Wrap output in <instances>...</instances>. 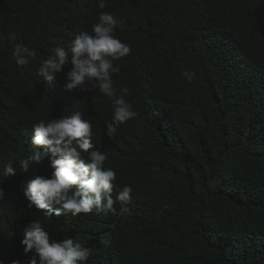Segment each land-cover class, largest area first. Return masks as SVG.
Listing matches in <instances>:
<instances>
[{"label": "trees", "instance_id": "1", "mask_svg": "<svg viewBox=\"0 0 264 264\" xmlns=\"http://www.w3.org/2000/svg\"><path fill=\"white\" fill-rule=\"evenodd\" d=\"M101 12L130 46L113 80L137 112L111 138L107 97L64 92L70 64L52 85L36 71ZM16 44L37 58L17 66ZM184 70L195 73L191 83ZM73 111L91 120L108 156L113 196L132 186L129 215L47 219L28 207L24 186L52 171L47 160L18 167L31 155L32 125ZM9 161L16 175L0 184V264L32 256L20 241L37 220L50 241L92 249L86 264H264V0H106L102 10L97 0H0V167Z\"/></svg>", "mask_w": 264, "mask_h": 264}, {"label": "clouds", "instance_id": "2", "mask_svg": "<svg viewBox=\"0 0 264 264\" xmlns=\"http://www.w3.org/2000/svg\"><path fill=\"white\" fill-rule=\"evenodd\" d=\"M99 9L106 7V0H97ZM118 21L108 13L101 12L91 32L80 31L67 47H56L52 54L41 60L37 74L43 82L52 85L65 65L71 68L66 73L67 82L62 90L71 93L95 92L111 101L112 119L106 123L105 135L113 137L120 126L137 116L133 106L125 96L128 89L123 88L117 94L113 74L119 71L114 61L127 57L130 46L114 35ZM8 40L16 36L9 34ZM12 58L17 66H23L37 58L35 48L16 44L12 49ZM183 77L191 83L195 73L184 70ZM92 123L84 119L80 111L70 115L44 120L32 125V136L28 141L30 156L19 161L21 172H27L32 162L47 160L52 170L50 177L36 176L23 188V197L28 207L41 211L43 217L69 214L73 217L83 213H103L105 215L126 216L130 214L133 188L124 185L116 195V173L111 167H105L108 156L96 148L92 140ZM16 175L12 161L0 167V184L5 178ZM6 196L0 187V202ZM119 204V209L115 205ZM24 253L32 256L23 264H86L92 249L82 245L74 238L50 241L48 233L40 221H31L23 228L20 241ZM12 264H22L15 259Z\"/></svg>", "mask_w": 264, "mask_h": 264}]
</instances>
